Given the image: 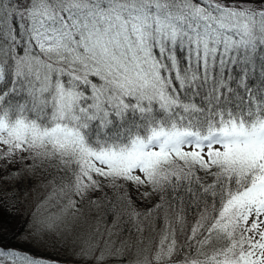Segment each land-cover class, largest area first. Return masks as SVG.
Returning <instances> with one entry per match:
<instances>
[{"label": "snow or ice", "instance_id": "snow-or-ice-1", "mask_svg": "<svg viewBox=\"0 0 264 264\" xmlns=\"http://www.w3.org/2000/svg\"><path fill=\"white\" fill-rule=\"evenodd\" d=\"M17 216L25 243L86 226L83 264H264V0H0V235Z\"/></svg>", "mask_w": 264, "mask_h": 264}, {"label": "trees", "instance_id": "trees-1", "mask_svg": "<svg viewBox=\"0 0 264 264\" xmlns=\"http://www.w3.org/2000/svg\"><path fill=\"white\" fill-rule=\"evenodd\" d=\"M7 188H12V186L8 185ZM15 191H16L17 197L19 198L20 195L18 193V190L15 189ZM105 192H107L109 197H112L113 195H115L116 199L112 200L111 202L116 205L117 210L119 211L121 208V202H120L119 197L122 194L119 192L114 194L112 190L107 189V188L105 189ZM95 195H99V193H97ZM131 195L135 201V210L136 211H144V210H146V207L150 208L152 206V201H140L138 199L137 193L135 191H132ZM39 212L47 214L46 211L43 212L42 208L39 209ZM196 216L198 218L199 213H196ZM114 218L115 217H113V219ZM20 219H21V217L17 216L15 219H13L11 221V224L9 225L10 229H15V230L19 231V235H17L15 238H13L12 231L5 232L4 234L0 235V245H7L10 248H19L22 251H28V252H30L32 254H36V255L43 254V255L54 257L52 255V253H56V249L58 247L55 249V252L54 251H48L47 248L49 246H52L54 248L58 245L57 237L53 236V238L51 240L45 239V243H43V244H39V243H36L34 241H29V242L25 243L23 238L28 233V225L27 224L20 225L19 229H17V220H20ZM96 219L100 220V229H99L100 232H103L105 227H111V224H112L111 219H109L105 222L103 219L100 218L99 214L97 215ZM123 219L127 220V216H125ZM93 223H95V221H93ZM189 223L194 224L195 221L190 220ZM145 224H147V221H145ZM132 227H133V224L130 223L128 225V228L131 229ZM163 228H164V221L163 220L160 222L159 225H156L154 222L152 229L146 228L145 233H144L145 244L150 243L153 240V238H155L156 242L158 243L160 237L156 235V231H157V229H163ZM116 231H119V230L117 229ZM87 234H88V232H87V228H86V231L84 230V231L80 232L79 236L83 239L85 236H87ZM131 237H134V233L132 231H125L124 232V234H123L124 240H128ZM96 238L99 239L100 238L99 235H97ZM135 238H138V234H135ZM113 239H116V237L114 236ZM63 240L64 239L61 236H59V241L63 242ZM75 256L77 257V259H75L74 261H69V260L66 261L64 259H57V260L59 261V264H83V261L81 260V258L78 257L77 255H75ZM0 264H5V261H0Z\"/></svg>", "mask_w": 264, "mask_h": 264}, {"label": "rangeland", "instance_id": "rangeland-1", "mask_svg": "<svg viewBox=\"0 0 264 264\" xmlns=\"http://www.w3.org/2000/svg\"><path fill=\"white\" fill-rule=\"evenodd\" d=\"M185 150H189V149L186 148ZM24 191L27 194V200L22 204V207L24 208L25 212H31L33 209V206L39 203L41 196L46 195V192L43 189L42 185H39L36 183H33L30 187L26 185ZM18 193L21 196V193L19 190H18ZM44 211L45 209H43V212ZM41 214L47 215L44 213H41ZM84 230L86 231V226L81 227L79 225L73 230L71 228V223H69V227L64 231L63 235H61V237L64 239L63 242L59 241V237H57L58 245L54 248L52 246H49L47 250L55 252V249L58 247L56 249V253H52V255L56 259L74 261L75 259H77V257L75 256V253L77 252V250H79V246L82 241V238L79 235H80V232ZM52 238L53 236L46 237L45 239L51 240Z\"/></svg>", "mask_w": 264, "mask_h": 264}]
</instances>
